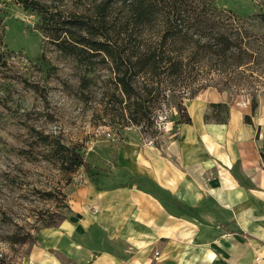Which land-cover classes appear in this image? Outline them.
Returning <instances> with one entry per match:
<instances>
[{
  "label": "rangeland",
  "instance_id": "obj_1",
  "mask_svg": "<svg viewBox=\"0 0 264 264\" xmlns=\"http://www.w3.org/2000/svg\"><path fill=\"white\" fill-rule=\"evenodd\" d=\"M36 1L53 14L49 28L44 13L26 10L18 0H0V264H22L38 233L49 224L58 227L71 215L69 194L100 180L83 168L72 169L67 149L79 152L101 176H109L120 166H129L131 159L135 162L138 152L166 149L178 125L176 106L181 101L192 120L197 108H205V120L218 123L234 106L251 107L256 96L257 113L264 116L262 62L247 72L253 87L228 91L212 87L194 98L183 95L181 100L178 94L169 102L162 97L154 133L144 131L146 126L130 122L113 97L117 89L110 64L97 55L80 59L70 49L64 52L55 37H67L64 32L70 28L76 38L80 30L73 19L88 21L104 7L109 8L112 29L119 8L128 7L116 0ZM158 1L159 8L175 4ZM214 1L240 19L264 13V0ZM252 28L264 33L263 26ZM218 103L228 106L212 107Z\"/></svg>",
  "mask_w": 264,
  "mask_h": 264
},
{
  "label": "crops",
  "instance_id": "obj_2",
  "mask_svg": "<svg viewBox=\"0 0 264 264\" xmlns=\"http://www.w3.org/2000/svg\"><path fill=\"white\" fill-rule=\"evenodd\" d=\"M257 110L234 106L218 124L197 108L165 150L138 152L129 166L72 191L71 215L42 229L22 264H264Z\"/></svg>",
  "mask_w": 264,
  "mask_h": 264
},
{
  "label": "trees",
  "instance_id": "obj_3",
  "mask_svg": "<svg viewBox=\"0 0 264 264\" xmlns=\"http://www.w3.org/2000/svg\"><path fill=\"white\" fill-rule=\"evenodd\" d=\"M18 1L26 10L48 16L46 27H50L53 14L48 9L36 0ZM116 1L128 8H119L112 29L108 27L109 8L104 7L88 21L73 19L74 27L80 30L76 38L70 28L64 32L67 37L62 34L55 37L64 52L70 49L80 59L84 55H97L110 64L117 89L113 97L123 107L124 115L128 112L130 122L146 126L144 131L154 133L162 97L169 102L178 94H182L181 100L183 95L194 98L212 87L228 91L255 85L247 72L264 62V33H257L252 26L264 27V13L240 19L231 11L218 8L214 0H173L172 8H159L158 0ZM69 35L72 43L68 41ZM225 106L228 104H212L215 109ZM258 107V99L253 96L254 114ZM176 108L177 124L192 125L184 102H179ZM229 117L218 124H226ZM67 151L70 155L66 161L72 169L83 168L93 178L101 176L79 152ZM52 227L56 224L45 226Z\"/></svg>",
  "mask_w": 264,
  "mask_h": 264
},
{
  "label": "built area",
  "instance_id": "obj_4",
  "mask_svg": "<svg viewBox=\"0 0 264 264\" xmlns=\"http://www.w3.org/2000/svg\"><path fill=\"white\" fill-rule=\"evenodd\" d=\"M259 260V259H258Z\"/></svg>",
  "mask_w": 264,
  "mask_h": 264
}]
</instances>
